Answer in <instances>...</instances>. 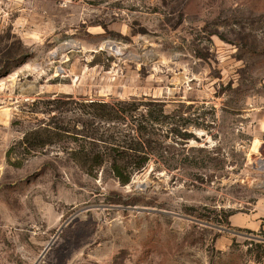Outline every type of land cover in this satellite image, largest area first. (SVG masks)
Listing matches in <instances>:
<instances>
[{
  "label": "rangeland",
  "instance_id": "rangeland-1",
  "mask_svg": "<svg viewBox=\"0 0 264 264\" xmlns=\"http://www.w3.org/2000/svg\"><path fill=\"white\" fill-rule=\"evenodd\" d=\"M92 101L162 109L125 185ZM0 264H264V0H0Z\"/></svg>",
  "mask_w": 264,
  "mask_h": 264
},
{
  "label": "trees",
  "instance_id": "trees-1",
  "mask_svg": "<svg viewBox=\"0 0 264 264\" xmlns=\"http://www.w3.org/2000/svg\"><path fill=\"white\" fill-rule=\"evenodd\" d=\"M81 107L84 114L104 124L93 127V123L88 125L82 123L83 129L75 130V134L82 135L78 139L83 143L72 150L71 156L85 173L91 174L103 165H107L109 172L121 185L127 184L131 175L141 171L147 164L148 152L155 149L152 147L154 145H151L153 142L150 141V136L153 132V123L158 120L153 116L161 115L162 109L158 106L157 110L151 111L143 104L128 101H119L115 104L92 101L82 104ZM137 111L140 114L145 111L147 117L137 122L135 127L129 123L125 124L126 118ZM119 120L123 121V127L105 126ZM57 130L56 128L51 131L42 130L41 132H48L45 139L40 137V131H31L25 135L22 143L31 150L41 149L47 143H51V138L59 136ZM170 132L178 133L176 129H171Z\"/></svg>",
  "mask_w": 264,
  "mask_h": 264
},
{
  "label": "crops",
  "instance_id": "crops-1",
  "mask_svg": "<svg viewBox=\"0 0 264 264\" xmlns=\"http://www.w3.org/2000/svg\"><path fill=\"white\" fill-rule=\"evenodd\" d=\"M246 221H247V219L235 218L233 222H236L237 224H238V222H240L238 227H246V225H245Z\"/></svg>",
  "mask_w": 264,
  "mask_h": 264
},
{
  "label": "bare ground",
  "instance_id": "bare-ground-1",
  "mask_svg": "<svg viewBox=\"0 0 264 264\" xmlns=\"http://www.w3.org/2000/svg\"><path fill=\"white\" fill-rule=\"evenodd\" d=\"M110 47H113L114 49L118 50L116 47H114V45H109Z\"/></svg>",
  "mask_w": 264,
  "mask_h": 264
}]
</instances>
